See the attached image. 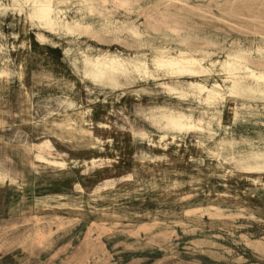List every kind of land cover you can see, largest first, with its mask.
<instances>
[{
    "label": "rangeland",
    "instance_id": "1",
    "mask_svg": "<svg viewBox=\"0 0 264 264\" xmlns=\"http://www.w3.org/2000/svg\"><path fill=\"white\" fill-rule=\"evenodd\" d=\"M2 2L0 264H264V169L246 166L264 155V85L208 105L194 84L225 83L219 67L152 65L243 54L264 71V0H97L93 13L65 0L92 28L76 33ZM96 56L149 74L93 80ZM170 114L204 129L167 128Z\"/></svg>",
    "mask_w": 264,
    "mask_h": 264
},
{
    "label": "bare ground",
    "instance_id": "2",
    "mask_svg": "<svg viewBox=\"0 0 264 264\" xmlns=\"http://www.w3.org/2000/svg\"><path fill=\"white\" fill-rule=\"evenodd\" d=\"M80 1L81 5L86 7L89 12L93 13L96 11L94 5L97 0ZM115 1L124 2L125 0ZM11 2L20 10L21 13L26 16L30 22L37 24L46 30L52 32L65 31L67 33L92 31L91 27L87 26L81 21L71 22L68 20V12L64 7L65 0H11ZM4 5L5 4L2 2V0H0V8H2ZM133 33L137 34L136 31H133ZM3 47L4 45L0 41V52L3 50ZM1 61L2 59L0 58V62ZM152 65L156 69L165 71L173 76H194L200 73H207L212 76V68L219 67L225 79V83L222 84L217 80H215L213 83H210L208 80H206L201 83L199 82L194 84L195 88H197L204 96L205 102L208 105L222 100L224 95L227 93L234 97L256 93L259 90L258 87L260 85H264V71L253 67L248 58L243 54H230L224 61L218 64H211L212 67L210 68L204 63L202 59L197 58L190 52L183 51L177 56L161 53L153 59ZM149 68L150 67L147 61L132 63L126 62L120 58H100L98 56L94 58H85V74L89 78L96 81L115 82L119 75H127L132 71L140 75H148ZM5 74L6 70L4 68H0V78ZM248 81H251L252 83ZM161 120L164 122L167 128L175 131L204 129V125L202 124L203 121H201L200 124H196L192 118L183 114L165 115ZM44 143L47 146H50L51 141L47 139ZM15 153L18 158L29 155V152L22 150H17ZM246 166L255 170L264 169V155L257 154L251 158H248L246 161Z\"/></svg>",
    "mask_w": 264,
    "mask_h": 264
}]
</instances>
